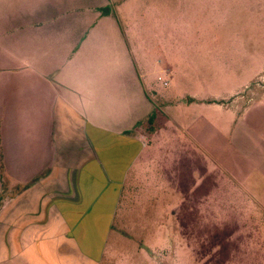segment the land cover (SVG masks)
Listing matches in <instances>:
<instances>
[{
	"label": "crops",
	"instance_id": "0c3cea01",
	"mask_svg": "<svg viewBox=\"0 0 264 264\" xmlns=\"http://www.w3.org/2000/svg\"><path fill=\"white\" fill-rule=\"evenodd\" d=\"M216 14L214 0H0V264H98L152 162L141 127L157 121L188 139L160 141L174 164L201 153L264 205V87L247 92L264 77L257 33ZM152 16L155 46L135 24ZM238 37L244 61L226 71ZM161 74L170 87L154 97Z\"/></svg>",
	"mask_w": 264,
	"mask_h": 264
},
{
	"label": "rangeland",
	"instance_id": "374dc122",
	"mask_svg": "<svg viewBox=\"0 0 264 264\" xmlns=\"http://www.w3.org/2000/svg\"><path fill=\"white\" fill-rule=\"evenodd\" d=\"M214 3L215 16H224L226 29L231 30L230 26L234 28L240 22L243 24L239 29L257 33L252 68H263L264 72V0H214ZM155 18L152 16L149 22L151 29L143 21L135 23L142 41L148 39L151 46L158 42V38L147 36L149 32L157 33ZM206 18H194V26L202 28ZM233 40L238 42L233 47L244 53L234 50L231 56L240 62L226 71L237 68L246 53L244 38ZM161 77L160 80L154 77L149 85L154 97L170 87L163 83L168 81L167 77L164 74ZM253 87L262 89L264 77L254 81L247 92ZM161 123L163 129L157 121L156 131L151 124L141 127L146 140L153 145L146 152L152 162L148 174L124 191L98 264H264V205H256L254 198L245 197L218 168L211 169L201 153L192 169L187 164V149L182 151L183 162L174 164L169 151L158 149L160 141L185 143L188 139L176 132L170 120Z\"/></svg>",
	"mask_w": 264,
	"mask_h": 264
},
{
	"label": "built area",
	"instance_id": "2783aa9c",
	"mask_svg": "<svg viewBox=\"0 0 264 264\" xmlns=\"http://www.w3.org/2000/svg\"><path fill=\"white\" fill-rule=\"evenodd\" d=\"M160 78V77H159ZM164 83H166V82H164Z\"/></svg>",
	"mask_w": 264,
	"mask_h": 264
}]
</instances>
